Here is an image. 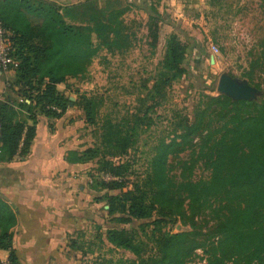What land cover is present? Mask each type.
<instances>
[{
  "label": "trees",
  "instance_id": "1",
  "mask_svg": "<svg viewBox=\"0 0 264 264\" xmlns=\"http://www.w3.org/2000/svg\"><path fill=\"white\" fill-rule=\"evenodd\" d=\"M160 1L83 0L58 5L17 0V10L0 12L13 36L17 64L8 89L18 98L14 104L32 124L38 115L59 118L72 104L83 112L86 127L96 126L94 146L69 152L68 160L94 162L97 176H91L92 187L109 190L101 198L107 214L117 215L113 220L121 227L107 228L104 236H94L88 245L83 242L86 235L77 234L69 247L82 257L91 256L90 264H188L197 250H202L206 264H264V32L243 74L262 97L246 101L223 94L199 95L192 118L173 112L171 131L154 146L146 175L128 190L126 165L112 160L126 156L137 143L139 129L153 125L150 112L163 106L173 82L190 72L188 57L193 50L205 54L202 44L169 34L151 86H143L146 92L137 94L136 106L120 121L110 114L99 117L102 98L82 95L72 103L58 89L70 79H80L101 50L121 54L132 46L135 32L124 20L131 10L147 17L154 46L159 26H171L158 10ZM225 1L207 0V4L221 9ZM26 13L37 22L30 15L28 20ZM31 125L16 118L14 106L0 101V158L12 157L20 144L22 150L27 148L34 133ZM183 154L189 158L184 160ZM198 165L207 178H194ZM101 174L118 180L104 181L98 177ZM176 222L187 229L163 231ZM14 223L15 216L0 198V250L8 252L12 264L16 257L9 229ZM106 243L136 258H106L99 252ZM150 253L154 255L145 256Z\"/></svg>",
  "mask_w": 264,
  "mask_h": 264
},
{
  "label": "rangeland",
  "instance_id": "2",
  "mask_svg": "<svg viewBox=\"0 0 264 264\" xmlns=\"http://www.w3.org/2000/svg\"><path fill=\"white\" fill-rule=\"evenodd\" d=\"M15 1L11 6L17 10L18 4L17 0ZM160 12L167 16L171 26L165 24L159 26L158 39L154 46H152L153 37L148 34L147 17L141 12L131 10L124 15V20L131 31L135 32V39L130 38L132 46L121 54L101 50L80 79H70L67 84L59 86V90L72 103H76L82 95L88 98H102L103 105L100 107L99 117L110 114L120 121L127 110L131 111L132 107L136 106L137 94L146 92L143 86L146 85L148 88L151 86L158 63L163 58L164 43L169 34L176 33L183 42H186L187 38H193L197 43L202 44L205 54L200 55L198 51L193 50L188 57L190 72L173 82L167 90L168 101L163 106L154 107L150 112L154 120L153 125L147 129H139L137 143L126 156L112 160L114 163L121 162L120 164L126 165L127 169L123 172L127 184L126 190L131 189L134 183L146 175L154 146L171 131L170 122L173 112L192 118L199 95H220L217 91V83L221 75H227L238 83H248L258 92L255 99L263 95L243 74L250 59V52H257L256 43L264 32V0H226L221 9L210 8L207 0H172ZM25 16L37 22L31 18V14L26 13ZM27 19L29 20L28 17ZM211 45L218 48L217 55L211 53ZM211 57L213 62L210 60ZM145 104L148 105L149 102ZM69 111L72 113L74 111L72 115L75 116L83 114L72 104ZM94 130L96 126L86 127L83 132L81 130V134H85L87 146L93 147L97 142ZM181 157L184 160L189 158L186 154ZM196 167L195 179L208 177V173L200 165ZM94 168L96 170V165ZM175 172L179 173V169ZM101 176L103 174L98 177L101 179ZM107 191L109 190H102V196L108 193ZM114 193L118 191L109 192V194ZM100 200L101 216L98 215L97 210L96 224H89L83 230L86 232L83 242L87 245L94 241V236L98 234L104 236L107 228L121 227L119 222L113 220L117 215L109 216L106 212L108 207L106 201L103 198ZM186 229L187 227H183L180 222H176L173 225H166L163 231L170 230L177 233ZM93 248L95 249L96 246ZM99 252L113 261L136 258L131 252L114 248L107 243L104 247L101 246ZM195 253L188 264H206L202 250H197ZM153 255L154 253L145 254L146 257ZM77 256L80 260L79 264H90L92 259L91 256L82 257L81 254Z\"/></svg>",
  "mask_w": 264,
  "mask_h": 264
},
{
  "label": "crops",
  "instance_id": "3",
  "mask_svg": "<svg viewBox=\"0 0 264 264\" xmlns=\"http://www.w3.org/2000/svg\"><path fill=\"white\" fill-rule=\"evenodd\" d=\"M14 1L0 0V12L14 11ZM44 1L73 5L83 0ZM171 1L161 0L158 10ZM6 79L0 73V101L14 106L16 118L31 125L27 114L14 104L18 98L6 88ZM73 113L68 109L59 118L38 115L27 148L22 150L20 144L12 157L0 158V198L15 216L9 229L15 264H79L80 253L69 247V240L86 235L84 228L97 222V210L101 216L102 191L91 182V176L97 175L95 164L68 160L69 152L90 147L81 134L84 119ZM8 256L7 251L1 253L2 258Z\"/></svg>",
  "mask_w": 264,
  "mask_h": 264
},
{
  "label": "built area",
  "instance_id": "4",
  "mask_svg": "<svg viewBox=\"0 0 264 264\" xmlns=\"http://www.w3.org/2000/svg\"><path fill=\"white\" fill-rule=\"evenodd\" d=\"M13 36L10 30H8L0 20V73L6 75V88L11 87L12 74L16 67V61L12 55L13 53ZM210 51L213 55H217L219 50L216 46L211 45ZM57 112L60 110L53 108ZM97 176V175H96ZM104 181H117L118 178L104 174L101 176ZM92 182V181H91ZM0 250V264H12L9 257L2 258Z\"/></svg>",
  "mask_w": 264,
  "mask_h": 264
},
{
  "label": "water",
  "instance_id": "5",
  "mask_svg": "<svg viewBox=\"0 0 264 264\" xmlns=\"http://www.w3.org/2000/svg\"><path fill=\"white\" fill-rule=\"evenodd\" d=\"M213 62V57L210 58ZM217 91L233 100H254L257 90L246 82L238 83L227 75H221L217 83ZM108 209V207H106Z\"/></svg>",
  "mask_w": 264,
  "mask_h": 264
}]
</instances>
